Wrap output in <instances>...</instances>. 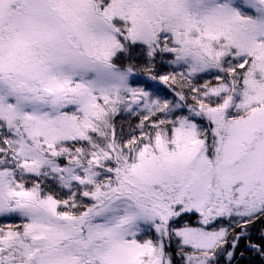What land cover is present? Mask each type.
I'll use <instances>...</instances> for the list:
<instances>
[{"label":"snow or ice","instance_id":"obj_1","mask_svg":"<svg viewBox=\"0 0 264 264\" xmlns=\"http://www.w3.org/2000/svg\"><path fill=\"white\" fill-rule=\"evenodd\" d=\"M0 264H264V0H0Z\"/></svg>","mask_w":264,"mask_h":264}]
</instances>
